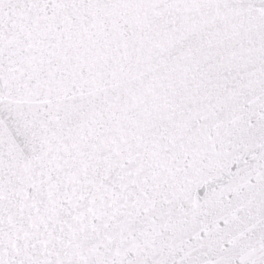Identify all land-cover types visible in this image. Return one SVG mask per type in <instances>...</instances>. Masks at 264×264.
Segmentation results:
<instances>
[{"label": "snow or ice", "instance_id": "obj_1", "mask_svg": "<svg viewBox=\"0 0 264 264\" xmlns=\"http://www.w3.org/2000/svg\"><path fill=\"white\" fill-rule=\"evenodd\" d=\"M0 264H264V0H0Z\"/></svg>", "mask_w": 264, "mask_h": 264}]
</instances>
